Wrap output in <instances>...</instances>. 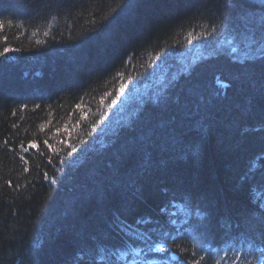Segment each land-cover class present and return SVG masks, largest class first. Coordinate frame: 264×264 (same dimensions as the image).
<instances>
[{"label":"trees","instance_id":"16d2710c","mask_svg":"<svg viewBox=\"0 0 264 264\" xmlns=\"http://www.w3.org/2000/svg\"><path fill=\"white\" fill-rule=\"evenodd\" d=\"M137 251L264 264V0H0V264Z\"/></svg>","mask_w":264,"mask_h":264},{"label":"snow or ice","instance_id":"6c2138e0","mask_svg":"<svg viewBox=\"0 0 264 264\" xmlns=\"http://www.w3.org/2000/svg\"><path fill=\"white\" fill-rule=\"evenodd\" d=\"M35 146V145H34Z\"/></svg>","mask_w":264,"mask_h":264}]
</instances>
